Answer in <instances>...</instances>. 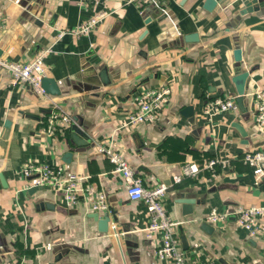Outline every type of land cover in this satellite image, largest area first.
Listing matches in <instances>:
<instances>
[{
	"label": "crops",
	"instance_id": "1",
	"mask_svg": "<svg viewBox=\"0 0 264 264\" xmlns=\"http://www.w3.org/2000/svg\"><path fill=\"white\" fill-rule=\"evenodd\" d=\"M125 2L0 0V61L24 63L50 48L44 62L61 91L13 84L0 65V264H171L158 260L143 230L145 204L128 198L95 149L111 139L145 185L169 184L164 204L190 264H264V236H249L234 217L204 219L264 205V177L257 181L243 161L264 148L253 98L264 88V0L250 8L161 0L142 11ZM103 10L90 34L70 32ZM91 86L101 88L97 99ZM151 87H170L169 102L154 121L125 125L137 94ZM240 92L238 111H206ZM54 102L65 113L55 116ZM217 156L228 165L174 183L185 163ZM39 164L88 177L71 192L38 187L23 170ZM95 213L110 216L108 231Z\"/></svg>",
	"mask_w": 264,
	"mask_h": 264
},
{
	"label": "built area",
	"instance_id": "2",
	"mask_svg": "<svg viewBox=\"0 0 264 264\" xmlns=\"http://www.w3.org/2000/svg\"><path fill=\"white\" fill-rule=\"evenodd\" d=\"M86 0H79L85 3ZM161 0H126L128 3H136L140 8L144 4L159 6ZM143 8H141L142 11ZM108 15L107 11L95 13L89 20L82 22L77 28L70 32L75 35L90 34L94 28ZM1 17V15H0ZM66 32H60L61 38ZM51 49L42 50L34 58L17 63L13 61H0V65L9 74L12 83H27L37 92L45 93L41 86L43 77L49 75L50 70L44 62L45 55ZM170 87H151L140 91L136 96V107L130 113L125 125H138L154 121L158 113L169 102ZM238 94L223 95L209 101L206 111L218 113L223 111H238ZM255 108V124L264 128V88L253 93ZM52 112L55 116L63 114V109L57 103H53ZM59 112H57V111ZM72 117L64 116L63 120ZM114 140L105 143L95 144L98 153L103 154L111 163L110 171L120 176L125 186L127 196L131 201L143 202L146 206L147 224L143 228L147 238L150 239L154 248V254L160 261L171 264H190L189 258L181 247L178 235V222L168 212L164 199L169 189L168 183L145 185L142 177L133 169L128 159L117 149ZM244 163L250 167L255 174L257 181L264 177V148L249 150L243 155ZM229 160L220 156L207 159L202 163L187 162L182 167V172L174 176V183H179L185 177H198L205 170H213L217 165H228ZM25 176L35 175V185L38 187H50L56 190L71 192L75 186L81 184L88 176L74 172H65L61 166L51 164L31 165L23 170ZM79 186H77L78 189ZM234 217L236 225L244 229L251 237L264 236V205L238 206L228 212L211 210L205 215V220L212 224L225 223L229 218ZM203 264H217L210 261Z\"/></svg>",
	"mask_w": 264,
	"mask_h": 264
},
{
	"label": "water",
	"instance_id": "3",
	"mask_svg": "<svg viewBox=\"0 0 264 264\" xmlns=\"http://www.w3.org/2000/svg\"><path fill=\"white\" fill-rule=\"evenodd\" d=\"M242 1L247 8H250L252 6V4L256 3L258 0H242ZM255 9H258V8H255ZM1 53H2V49L0 48V56H1ZM41 86L45 90V92L48 94L57 95V94L61 93L57 82L55 81L54 78H52L50 76L43 77V79L41 81ZM91 87L92 88H90V91L93 93L92 96H95L96 97L95 99H97L99 94H100L99 91H101V88L97 87V86L95 88L93 86H91ZM243 99H244V93L240 92L238 94V97H237V102H238L239 106H241ZM187 207L189 208V205L185 206V208H187ZM94 216L100 224V231H103V232L108 231L109 222L111 220L110 216L99 217V215L96 213L94 214Z\"/></svg>",
	"mask_w": 264,
	"mask_h": 264
}]
</instances>
